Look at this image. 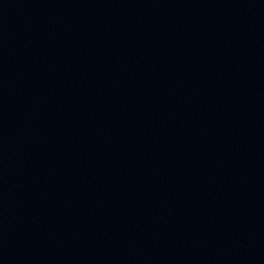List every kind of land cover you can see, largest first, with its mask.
I'll return each instance as SVG.
<instances>
[{
  "label": "water",
  "instance_id": "water-1",
  "mask_svg": "<svg viewBox=\"0 0 264 264\" xmlns=\"http://www.w3.org/2000/svg\"><path fill=\"white\" fill-rule=\"evenodd\" d=\"M0 264H264V0H0Z\"/></svg>",
  "mask_w": 264,
  "mask_h": 264
}]
</instances>
